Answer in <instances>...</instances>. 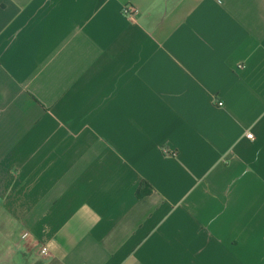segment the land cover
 <instances>
[{
	"label": "crops",
	"instance_id": "0c3cea01",
	"mask_svg": "<svg viewBox=\"0 0 264 264\" xmlns=\"http://www.w3.org/2000/svg\"><path fill=\"white\" fill-rule=\"evenodd\" d=\"M0 264H264V0H0Z\"/></svg>",
	"mask_w": 264,
	"mask_h": 264
},
{
	"label": "built area",
	"instance_id": "2783aa9c",
	"mask_svg": "<svg viewBox=\"0 0 264 264\" xmlns=\"http://www.w3.org/2000/svg\"><path fill=\"white\" fill-rule=\"evenodd\" d=\"M121 12H122L123 17H125L126 19H134L138 15V10L131 5H126L125 7H123ZM217 105L223 106V103L217 102ZM247 137L249 139H254V136L252 134H248ZM163 152L165 153V155H169V156H176L177 155L176 152L169 153V151L165 148L163 149ZM48 254H49L48 247L43 246V247L39 248V255L47 256Z\"/></svg>",
	"mask_w": 264,
	"mask_h": 264
},
{
	"label": "trees",
	"instance_id": "16d2710c",
	"mask_svg": "<svg viewBox=\"0 0 264 264\" xmlns=\"http://www.w3.org/2000/svg\"><path fill=\"white\" fill-rule=\"evenodd\" d=\"M145 193H146V192H143L142 190H140V191L138 192V194H139L140 197L143 196Z\"/></svg>",
	"mask_w": 264,
	"mask_h": 264
}]
</instances>
